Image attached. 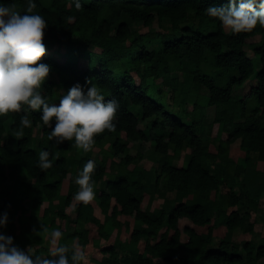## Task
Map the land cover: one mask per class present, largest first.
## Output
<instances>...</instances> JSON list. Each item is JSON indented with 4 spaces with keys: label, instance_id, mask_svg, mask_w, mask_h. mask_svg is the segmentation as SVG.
Masks as SVG:
<instances>
[{
    "label": "trees",
    "instance_id": "16d2710c",
    "mask_svg": "<svg viewBox=\"0 0 264 264\" xmlns=\"http://www.w3.org/2000/svg\"><path fill=\"white\" fill-rule=\"evenodd\" d=\"M82 2L76 9L74 0H36L34 11L48 22L41 60L51 68L42 88L58 103L72 84L91 79L105 99L118 100L116 127L97 133L84 152L74 138L54 145L39 110L29 111L32 126L19 138L24 113L0 116V185H10L0 187V213H9L0 231L47 255L49 233L59 228V244L88 255L92 242L101 253L95 264H264V236L235 240L237 229L255 232L252 211L264 196V26L232 33L207 15L209 5L227 0ZM138 22L160 28L141 31ZM237 142L243 155L235 158ZM45 147L54 163L42 170L36 160ZM88 159L96 163V196L84 204L74 198V177ZM155 195L162 204H153ZM181 219L190 224L182 228Z\"/></svg>",
    "mask_w": 264,
    "mask_h": 264
},
{
    "label": "clouds",
    "instance_id": "9594fccd",
    "mask_svg": "<svg viewBox=\"0 0 264 264\" xmlns=\"http://www.w3.org/2000/svg\"><path fill=\"white\" fill-rule=\"evenodd\" d=\"M76 9L83 8L82 0H74ZM36 0H26L23 10L17 5L0 0V116L10 112H23L14 129V136L23 137L24 129L32 126L30 110H39L40 120L50 128L48 139L59 145L75 140L84 152L91 150L95 135L105 129L114 130L113 122L119 102L105 99L91 79L84 84H72L59 97L50 102L42 85L51 66L41 60L46 53L43 41L47 20L39 12ZM207 15L216 17L232 33L251 31L257 24L264 26V0H227L221 5H209ZM39 61V62H38ZM48 148L37 153L36 165L47 170L53 166ZM96 163L88 159L78 169L74 182L79 189L73 194L77 202L88 204L96 196L92 173ZM9 213H0V228L7 226ZM63 235L57 228L49 233L51 247L47 255L27 250L14 242L11 234L0 231V264H87L88 256L82 246L71 247L57 243Z\"/></svg>",
    "mask_w": 264,
    "mask_h": 264
},
{
    "label": "rangeland",
    "instance_id": "374dc122",
    "mask_svg": "<svg viewBox=\"0 0 264 264\" xmlns=\"http://www.w3.org/2000/svg\"><path fill=\"white\" fill-rule=\"evenodd\" d=\"M133 27L141 29V31H146V30L148 31V30H154V29L158 30L160 28L158 26L157 22H155L151 27L143 26L142 23L138 22V23H134ZM249 55L253 56V53L250 50H249ZM54 56L56 58L60 59V60L62 59V55L54 54ZM79 62H80V66L82 68H85L87 66V59L81 58ZM175 74H177V73H175ZM136 81L139 82V76H136ZM159 82H160V80H159ZM251 84H252V81L251 82L248 81L244 86L235 89V94L237 96H242V95L246 94L249 91ZM189 105H191V104H189ZM212 114H213V110H212V108H210L208 110L207 116L205 118V122H204L205 124H209L212 121V119H213L212 118ZM140 125H141V127H143L144 126L143 122H141ZM35 129L37 130L38 127H35ZM217 132H218V124L213 123L212 134L211 135L214 136V135L217 134ZM224 137L226 138L227 135L224 134ZM233 145L234 146L231 149L232 155L235 158H238L239 156H242L243 153L238 148V142L233 144ZM136 150H137L136 148H132L131 152L135 153ZM189 150L190 149L188 148L186 151H189ZM96 154L97 153H95V155ZM175 163L178 164V165L182 164V159H180L179 161L177 160ZM259 166L264 168V164H262V163H259ZM0 187L5 188V189L10 188L9 182L1 184ZM66 187H67V185H65V187L62 189L63 192L66 191ZM169 194L172 195V194H174V192H170ZM148 198H149V195L147 194L145 196L144 201H143V206L144 207L147 205ZM162 202H163V198L158 197L157 195H155L153 204L154 205L155 204H159L160 205V204H162ZM258 204H259L258 210L252 211V216H251V220L254 222L255 232L248 234V233H243L240 229H237L236 230V234H235V240H237V241H243V240L246 241V240L250 239L251 237H253L255 235H256L257 239L264 236V196L259 199ZM70 210H71V207H68V211H70ZM99 210L100 209L97 208V213H100ZM118 218L122 219L123 217L119 216ZM130 219L133 222L132 218H130ZM38 220H40V218H38ZM189 224H190V221L188 219H181V221H180V225H181L182 228L184 226H188ZM96 231H97L96 227H92V232L95 233ZM115 234H116V230L112 232V238L115 236ZM124 235H125V233L123 234V236ZM214 235H215L214 236V241L218 242L220 240V238L222 236H224L223 228L220 227V228L216 229ZM101 244H103V245L105 244V240L104 239L101 240ZM89 246H90V251H89V253L87 255L89 260L87 261V264H95L96 263L95 261L97 259L101 258V253L97 250V248L94 245H92V242L90 243Z\"/></svg>",
    "mask_w": 264,
    "mask_h": 264
},
{
    "label": "built area",
    "instance_id": "2783aa9c",
    "mask_svg": "<svg viewBox=\"0 0 264 264\" xmlns=\"http://www.w3.org/2000/svg\"><path fill=\"white\" fill-rule=\"evenodd\" d=\"M149 264H168L166 261H164V260H156V261H153V262H151V263H149Z\"/></svg>",
    "mask_w": 264,
    "mask_h": 264
}]
</instances>
